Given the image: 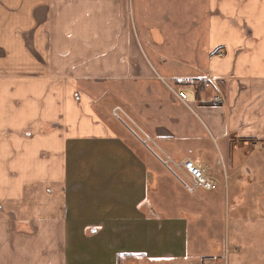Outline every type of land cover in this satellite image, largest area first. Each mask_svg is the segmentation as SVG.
<instances>
[{
    "label": "crops",
    "instance_id": "0c3cea01",
    "mask_svg": "<svg viewBox=\"0 0 264 264\" xmlns=\"http://www.w3.org/2000/svg\"><path fill=\"white\" fill-rule=\"evenodd\" d=\"M256 144L264 0H0V264H200L177 167Z\"/></svg>",
    "mask_w": 264,
    "mask_h": 264
},
{
    "label": "rangeland",
    "instance_id": "374dc122",
    "mask_svg": "<svg viewBox=\"0 0 264 264\" xmlns=\"http://www.w3.org/2000/svg\"><path fill=\"white\" fill-rule=\"evenodd\" d=\"M209 165L210 175L222 181L223 176L216 172L221 164ZM258 183L255 189L259 191L251 195L253 198H242L241 204L231 189L228 193L221 187L213 192L199 189L193 194L182 190L192 209L188 216L190 260L198 259L200 264H264V179ZM199 231L203 237L195 233ZM165 263L179 264L174 259Z\"/></svg>",
    "mask_w": 264,
    "mask_h": 264
},
{
    "label": "built area",
    "instance_id": "2783aa9c",
    "mask_svg": "<svg viewBox=\"0 0 264 264\" xmlns=\"http://www.w3.org/2000/svg\"><path fill=\"white\" fill-rule=\"evenodd\" d=\"M255 146L259 150H264V145L256 144ZM177 169L185 179L183 186L189 194L199 189L213 192L221 186L216 176L210 175L209 168L199 162L188 160L180 164ZM225 264L228 262L226 261Z\"/></svg>",
    "mask_w": 264,
    "mask_h": 264
},
{
    "label": "trees",
    "instance_id": "16d2710c",
    "mask_svg": "<svg viewBox=\"0 0 264 264\" xmlns=\"http://www.w3.org/2000/svg\"><path fill=\"white\" fill-rule=\"evenodd\" d=\"M205 84V82H192V85L195 86V85H199L198 88H201V86H203Z\"/></svg>",
    "mask_w": 264,
    "mask_h": 264
}]
</instances>
